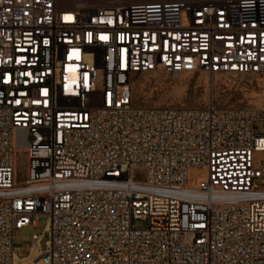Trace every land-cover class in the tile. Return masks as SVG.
Wrapping results in <instances>:
<instances>
[{
  "label": "built area",
  "instance_id": "1",
  "mask_svg": "<svg viewBox=\"0 0 264 264\" xmlns=\"http://www.w3.org/2000/svg\"><path fill=\"white\" fill-rule=\"evenodd\" d=\"M157 72L264 78V0H0V264H264V107L137 104Z\"/></svg>",
  "mask_w": 264,
  "mask_h": 264
},
{
  "label": "rangeland",
  "instance_id": "2",
  "mask_svg": "<svg viewBox=\"0 0 264 264\" xmlns=\"http://www.w3.org/2000/svg\"><path fill=\"white\" fill-rule=\"evenodd\" d=\"M62 2L68 3L66 0ZM75 2L80 3L82 0H71V4L74 5ZM133 92L136 103L143 106L204 107L212 103L219 108L264 107V78L259 77L211 78L203 73L174 77L157 72L135 80ZM23 177L22 175L18 180H25ZM34 220L38 223L36 228H24L14 234V251L18 257L28 255L27 246L33 245L34 234L44 233L45 240L48 239V235L44 232L47 216L37 213ZM146 225L145 220L135 222V227L138 229H143Z\"/></svg>",
  "mask_w": 264,
  "mask_h": 264
},
{
  "label": "bare ground",
  "instance_id": "3",
  "mask_svg": "<svg viewBox=\"0 0 264 264\" xmlns=\"http://www.w3.org/2000/svg\"><path fill=\"white\" fill-rule=\"evenodd\" d=\"M68 3H71V0H66ZM75 4H78V2H75ZM259 157L262 155V154H258ZM264 155V154H263Z\"/></svg>",
  "mask_w": 264,
  "mask_h": 264
}]
</instances>
